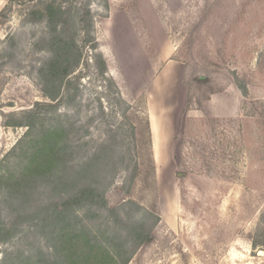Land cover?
I'll list each match as a JSON object with an SVG mask.
<instances>
[{"label": "rangeland", "instance_id": "374dc122", "mask_svg": "<svg viewBox=\"0 0 264 264\" xmlns=\"http://www.w3.org/2000/svg\"><path fill=\"white\" fill-rule=\"evenodd\" d=\"M36 2L0 0V176L19 172L18 162L6 158L27 132L7 127L6 115L47 102L35 71L44 56L36 44L45 27L27 19ZM63 5L91 10L109 68L104 76L98 73L88 44L91 68H80L77 104L58 110L78 122L80 132L70 137L82 138L75 149L79 159L101 147L117 152L106 160L117 165L107 174L106 193L116 214L101 210L98 219L88 220L92 230L108 233L110 243L127 237L130 247L139 244L130 227L139 223L151 230L153 243L139 245L128 264H264V0ZM163 43L174 52L163 51L161 59ZM173 60L186 65L187 97L176 87L173 70L160 84L154 81ZM150 114L168 133L159 159ZM52 191H36V208L56 199ZM128 201L140 208L120 207ZM54 246L41 232L19 234L0 242V264H50Z\"/></svg>", "mask_w": 264, "mask_h": 264}, {"label": "trees", "instance_id": "16d2710c", "mask_svg": "<svg viewBox=\"0 0 264 264\" xmlns=\"http://www.w3.org/2000/svg\"><path fill=\"white\" fill-rule=\"evenodd\" d=\"M36 1L29 9L27 19L45 27L44 36L36 44L44 56L35 71L47 102H37L21 113L6 115L7 127H24L27 132L6 158V161L18 162L15 166H20L17 167L19 172L10 171L0 176L4 193L0 197V242L38 231L55 245L50 264H128L139 245L153 243L155 237L151 230L139 223L130 227L129 235L139 241L138 245L130 247L132 242L129 243L127 237L118 236L117 242L110 243L108 233L97 235L88 222L94 216L98 219L104 209L109 216L116 214L109 208L106 193L111 181L107 182V174L117 165L106 160L110 161V155L117 152L104 153L105 148L101 147L87 160L79 159L75 149L81 146L78 142L82 138L71 140L72 132H80L78 122L65 120L70 118L69 114L58 111L64 105L73 107L77 104L83 77L80 68L83 65L91 68L85 50L88 44L98 73L104 76L109 72L94 34V16L89 8L63 5L69 0L59 3L57 0ZM100 109L104 113L102 104ZM77 111L79 114L80 110ZM83 182L85 186L81 185ZM121 189L125 190V187ZM40 190H53L51 194L60 191L61 194L36 208L34 194ZM127 206L140 208L135 201L124 202L120 207ZM3 217L6 222L1 220ZM118 222L122 223V219ZM9 255L6 260L10 259ZM26 264L34 262L29 259ZM37 264L41 263L37 261Z\"/></svg>", "mask_w": 264, "mask_h": 264}, {"label": "crops", "instance_id": "0c3cea01", "mask_svg": "<svg viewBox=\"0 0 264 264\" xmlns=\"http://www.w3.org/2000/svg\"><path fill=\"white\" fill-rule=\"evenodd\" d=\"M163 51H164V53L166 51V54H167L166 56H170V54L174 52V49L171 48V50L168 51V48L166 47V43H163L162 47H160V49H159V53H160L161 59H164ZM186 69H187L186 65L182 61H177V60L169 61L168 63H166L164 65V67L161 70V73L158 76L154 77L155 78L154 81H156V83L160 84V82H162L161 80H162L163 75L165 74V72L169 73L170 71L173 70V71H175V76H174V79L171 78L170 80L173 79L175 81V83H176V87L178 89H180L183 94L185 93V96L187 97L188 93H189V88H188V85L185 84ZM169 78L170 77H167V80H169ZM173 80H172V82H173ZM159 89L163 90L164 92L167 91L168 84L167 85L163 84L162 86H159ZM172 93H173V91H172ZM173 102H175V101H173ZM154 116L155 115L152 116V114H150L151 125H152V118ZM155 118L157 120L159 119L157 117H155ZM158 122H159V120H158ZM174 124L175 123L173 122V126L175 127ZM159 126H160V124H159ZM152 129H153V125H152ZM161 131H162L163 135H165V136L168 135L167 129H165V125L163 126V130L161 128ZM152 136H153V141H154L153 132H152Z\"/></svg>", "mask_w": 264, "mask_h": 264}, {"label": "bare ground", "instance_id": "6f19581e", "mask_svg": "<svg viewBox=\"0 0 264 264\" xmlns=\"http://www.w3.org/2000/svg\"><path fill=\"white\" fill-rule=\"evenodd\" d=\"M152 125H153V135H154V149L156 158L159 159V151L162 150V144L164 142L163 140V133L161 131V128L159 126L158 120L155 118V116L152 118Z\"/></svg>", "mask_w": 264, "mask_h": 264}]
</instances>
